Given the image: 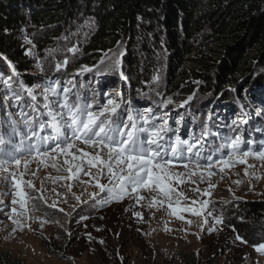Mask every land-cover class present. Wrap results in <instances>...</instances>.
Listing matches in <instances>:
<instances>
[{"label":"snow or ice","instance_id":"snow-or-ice-1","mask_svg":"<svg viewBox=\"0 0 264 264\" xmlns=\"http://www.w3.org/2000/svg\"><path fill=\"white\" fill-rule=\"evenodd\" d=\"M96 6L94 3L93 8ZM80 14L83 15V11ZM96 26L95 17L89 16L82 25L77 26L75 32L66 29L69 34L60 39L66 42H70L73 36L87 39L95 32ZM85 28L88 31H82ZM24 41L35 48L33 40L27 34ZM57 51L72 53L71 61L75 63L81 49L75 44L69 46V43H65L62 49H49L45 60L49 57L55 60ZM25 55L35 56V53L28 49ZM125 55V45L118 42L116 48L105 52L96 65H82L68 78L63 73L55 79L45 75L43 83L31 86L20 79L11 62H8V67L12 69V74L5 76L0 73V173L4 174V181H11L15 189L10 212L5 213L14 226L13 232L17 229L22 231L25 227L32 230L31 224L27 223L29 220L35 222L39 219L41 228L49 223L48 220L30 215V212L35 213L40 208L33 203L29 209V200L40 199L48 208L57 209L71 219V213L57 208L56 200L48 203L43 195V184L36 190L31 180H23L29 172L32 176L37 175L30 169V164L34 161L37 162V168L50 165L57 172H67L66 177L58 175L53 178V184L64 180L76 181L84 186L81 195L87 192L89 185L98 189L99 192L88 193V197L99 206L122 201L125 197H135L136 203L141 204L146 200L141 192L147 191L151 197L147 200V207L167 205L169 214L181 220L184 219L181 213H191L193 217L201 218V231H204V225H209L208 217L213 218L215 225L224 222L222 215L213 217L211 211L205 214L209 200L200 199L201 196H211L210 190L217 186L218 181L214 182L212 177L219 176L223 179L226 169L247 165L244 175L260 179L255 171L249 172V169H255L257 165L249 164L248 161L253 158L260 162V167H264V125L250 124L246 112L232 118L230 123L225 122L223 127L228 131L220 136L213 130L219 125H215L211 112L205 120H200L196 113L185 109L186 105L191 107L190 102L196 95L195 92L174 108L168 109L169 105L174 104V100L168 97L161 98L155 107H145L143 111L134 108L131 99L119 93L117 95L120 98L116 99L95 88L87 90L91 92V96L81 92L86 72L93 73L94 77L119 73L121 80L128 81L129 77L121 70ZM0 57L7 60L3 54ZM69 62L70 58L65 57L55 64V70L61 72ZM36 67L41 72L45 71L43 61H38ZM91 82L93 81H89ZM95 82L100 83L99 80ZM160 82L161 75L157 71L150 83L159 86ZM137 92L140 90L137 89ZM97 97L101 98V102H97ZM178 109H185V112H179ZM174 111L177 113L176 118L172 116ZM261 111L264 109L258 110L256 115L260 116ZM188 115H191L195 128L189 127L185 119ZM181 128L187 129L185 136L180 135ZM254 132L260 133L261 137L254 138ZM58 158H62V164L57 163ZM179 168L183 171H178ZM84 177L88 179L85 180ZM101 178L106 183H101ZM241 182L233 181L237 185ZM186 183L192 196H188L185 190H178L180 184ZM201 183H207L208 187L201 189ZM22 184L38 191L40 195L27 197ZM59 186L72 193V183ZM52 191L56 192V189L53 188ZM99 193L106 195L100 196L97 201ZM56 195L59 197L61 193L56 192ZM81 195L72 193L78 203H88L87 200H81ZM62 202L68 201L65 198ZM8 207L0 197V211ZM134 215L143 220L141 213L136 212ZM81 219L87 217L81 216ZM52 222L59 224L58 220ZM187 223L191 226L193 221L189 219ZM215 230L214 226L207 229L208 232ZM233 231H236L234 227ZM68 235L71 237L72 233L69 232ZM235 241L248 243L239 234L235 236ZM100 243L103 244V241ZM252 247L264 256V243Z\"/></svg>","mask_w":264,"mask_h":264},{"label":"rangeland","instance_id":"rangeland-1","mask_svg":"<svg viewBox=\"0 0 264 264\" xmlns=\"http://www.w3.org/2000/svg\"><path fill=\"white\" fill-rule=\"evenodd\" d=\"M25 34L31 39L28 32H23L19 34L17 40L27 50L31 49L35 53V56L28 55L34 58V66L29 73L35 77V84L43 83L45 75L50 79H55L63 73L65 78H68L70 74L79 69L78 65H83L81 62L85 46L83 36H73L70 42L58 39L40 53L34 42L35 48L25 43ZM78 40L79 43H77ZM65 43H69V46L75 44L81 49L79 59L75 63L71 61L72 53L66 51H57L55 60L51 57L45 60L49 49H62ZM65 57L70 58L69 64L61 72H57L55 64ZM38 61H43L44 72L36 67ZM3 63L5 65V61L1 57L0 73L5 76L11 75L12 70L8 65L6 68L2 67ZM87 66L91 67V65ZM121 70L124 72L122 65ZM159 73L161 75L159 86L151 84V81L144 83L141 86L144 89H139L140 92L134 95L129 90L128 81L121 80L119 73L94 77L93 73L86 72L83 75L84 88L81 89V92L91 96V92L87 90L95 88L116 99L120 98L117 95L119 93L123 97L131 99L134 108L143 111L145 107H155L161 98H168L166 93L167 67ZM96 80H99L100 83H96ZM89 81L93 82L89 83ZM109 89L113 90L108 91ZM242 96V100L234 95H231L229 100L221 98L222 95L217 97L215 94L205 98L198 96L194 98V101L192 100L191 107L186 105L185 109H191V112L196 113L200 120H205L211 112L215 125H219L213 130L220 136L228 131L223 127V124L230 123L232 118L238 117L242 112L248 114L250 124L264 125V111H261L260 116L256 115L258 110L264 109V88L254 94L246 92ZM104 98L106 99V97ZM96 99L98 103L101 102L100 97ZM173 100L174 104L169 105L168 109L179 104V101ZM185 109H178V111L185 112ZM176 115L175 111L172 112L173 118H176ZM185 119L190 128L196 127L192 124L191 115L186 116ZM186 132L187 129L181 128L180 135L185 136ZM245 135L247 136V134ZM252 135L254 138L261 137V134L256 132ZM81 147L84 146L81 145ZM57 163L62 164V158H58ZM248 163L257 165L255 169H249V172L255 171L260 179L244 175L247 165H236L234 168L226 169L223 179H220L219 176L212 177L214 182L218 181L217 186L210 190L211 196H201L200 199L209 200L208 208L204 210L205 214L211 211L213 217L222 215L224 222L215 225L213 218L208 217L209 225H204V231H201L200 227L201 218L193 217L191 213H181L184 217L181 220L169 214V211L166 210L167 205L147 207V200L151 198L147 191L141 192L146 197V200L141 204L136 203L135 197H125L122 201H112L108 205L99 206L88 197V193L99 192L98 189L89 185L87 192L81 195L84 192V186L77 184L76 181L64 180L53 184V178L58 175L66 177L67 172H57L50 165L37 168V162L34 161L30 164V169L37 175L32 176L29 172L23 177V180H31L36 190H39L43 184V195L48 203L56 200L57 208H63L65 212L71 213V219L69 220L57 209L48 208L40 199L29 200V209L33 203L40 208V211L30 212V215L48 220L49 223L41 228L39 219L35 222L29 220L27 223L31 224L32 230L25 227L22 231L17 229L13 232L14 226L5 213L10 212L11 198H15V189L11 181H4V174L0 173V197L9 205L8 208L0 211V252L10 254L24 264H264V256L257 253L251 244H241L239 241H235L237 233L227 224V221L232 219V215H234L233 218L237 217L236 211L241 202H264V167H260V162L253 158H249ZM178 171H183V169L179 168ZM84 179L87 180L88 177H84ZM236 180L242 182L237 185L233 183ZM67 183L73 184L72 193L81 195V200H87L88 203H78L72 197V193H68L65 187L59 186ZM101 183H106V180L101 178ZM21 187L27 193V197L40 195L38 191L29 189L24 184ZM199 187L206 189L208 186L207 183H201ZM53 188L56 189V192L61 193V196L58 197L56 192L52 191ZM178 190H185L188 196L193 195L187 183L180 184ZM5 192L7 195H4ZM105 195L106 193H99L97 201L100 196ZM65 198L67 203L62 202ZM188 204L191 206L190 201ZM73 206H75V211H73ZM181 206H184L183 202ZM136 212L142 214V221L134 215ZM81 216L87 217V219H81ZM189 219L193 221L191 226L187 223ZM54 220H58L59 224L53 223ZM209 226H214L216 230L208 232ZM69 232L72 233L71 237L68 235ZM258 236L254 239L253 245L264 243V233H260ZM101 240L103 244L100 243Z\"/></svg>","mask_w":264,"mask_h":264},{"label":"trees","instance_id":"trees-1","mask_svg":"<svg viewBox=\"0 0 264 264\" xmlns=\"http://www.w3.org/2000/svg\"><path fill=\"white\" fill-rule=\"evenodd\" d=\"M89 16L97 26L83 37L82 64L96 65L123 42L134 95L166 67L167 96L179 103L193 92L229 100L264 88V0H0V54L7 58L1 66L11 62L26 85L35 84L34 58L19 34L28 32L41 53ZM236 212L227 224L253 245L264 233V202H241ZM0 264L24 263L0 252Z\"/></svg>","mask_w":264,"mask_h":264}]
</instances>
